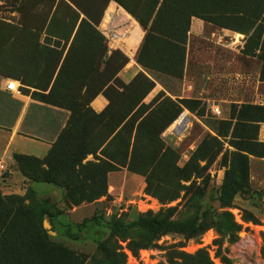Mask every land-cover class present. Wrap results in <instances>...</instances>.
<instances>
[{"label": "rangeland", "instance_id": "rangeland-1", "mask_svg": "<svg viewBox=\"0 0 264 264\" xmlns=\"http://www.w3.org/2000/svg\"><path fill=\"white\" fill-rule=\"evenodd\" d=\"M105 3V15L121 7L136 22L107 58L97 22ZM98 97L116 113L140 102L147 176L110 172L105 197L74 206L61 183L17 181L20 168L0 147V197L23 199L28 231L43 229L88 264H264V0H0L1 134L36 139L35 124L54 123L59 138L71 109H92ZM197 151L212 161L189 163ZM238 154L248 158V186L225 206L221 187ZM169 210L205 232H171L140 249L146 230L132 223ZM116 222L125 231L112 235Z\"/></svg>", "mask_w": 264, "mask_h": 264}, {"label": "trees", "instance_id": "trees-1", "mask_svg": "<svg viewBox=\"0 0 264 264\" xmlns=\"http://www.w3.org/2000/svg\"><path fill=\"white\" fill-rule=\"evenodd\" d=\"M106 6L107 3L100 10L97 20L99 26L105 16ZM124 11L131 16L127 10ZM117 51L118 49H109L107 40L106 47L99 49L101 57L105 58ZM111 102L110 98V105L98 114L88 107L89 104H84L82 109H71L72 118L67 129L43 159L14 154L13 159L23 176L31 182H44L55 186L63 184L74 206L93 203L105 197L108 193L110 172L127 168L130 172L147 176L148 170L142 165L146 151V144H143V141L149 132L146 126L147 117H138L135 111L140 102L133 103V107L132 105L124 107L119 113L115 112ZM250 108L248 105L242 107L246 111ZM77 121L82 124L78 125ZM198 154L199 151L195 152L189 163L201 159L207 163L212 161V158L200 157ZM90 155L93 159L87 160ZM236 158L238 170L227 171L221 187L220 198L225 206H230L234 197L248 186V158L243 154L236 155ZM204 168L205 166L199 167L195 172L201 174ZM182 172L185 174L186 170L182 169ZM184 178L187 181V177ZM147 184L145 192L159 198L154 193H149L151 192L149 181ZM179 186L180 191L189 188L182 184ZM177 198L179 193L171 195L167 201ZM21 201L23 199L17 196L0 197V264H88L86 255L78 254L53 242L43 229L40 233H36L30 228V233L28 217L20 213L23 209ZM62 213L63 211H60L58 214ZM171 214L172 211L169 210L163 217L161 214L145 215L132 223L133 226L146 230L147 241L142 245L143 247H139L140 249L153 246L162 236L171 232L183 233L195 238L206 230L203 223H199L196 219L177 222L171 220ZM17 226L21 227L20 232L16 231ZM124 231L125 226L116 222L111 234L117 235ZM129 245H133L132 241Z\"/></svg>", "mask_w": 264, "mask_h": 264}, {"label": "crops", "instance_id": "crops-1", "mask_svg": "<svg viewBox=\"0 0 264 264\" xmlns=\"http://www.w3.org/2000/svg\"><path fill=\"white\" fill-rule=\"evenodd\" d=\"M118 10H120L121 13L126 14L124 11H122L121 8L120 9L118 8ZM125 16H127V18L130 17L127 14ZM127 24L128 26L130 25L132 28L134 25H136V22L132 18L130 21H128ZM130 32H131V29L128 32V34L124 37V39L127 38ZM118 48H119V44H118ZM106 105H107V102L102 97H98L91 103L92 109L98 113L101 112L106 107ZM54 126H55L54 123L52 124V126L50 125V123H46L45 125H39V126L38 124H35V127L43 129V130L36 129L38 131L37 133L35 129L31 130L32 136L35 137L36 139L27 138L26 136H22L20 135V131H18L16 134L12 133L10 135L9 134L5 135L4 133L3 134L0 133V147L4 148L2 150L4 155L8 157V159H10V161L12 162L14 161L13 159L14 153L30 155V156L37 157L39 159H43L44 157L47 156L53 144L56 142L58 138V132L57 131L53 132ZM92 159L93 157L91 155L88 156L87 158V160H92ZM14 172L16 173L15 179L17 181H21L22 178H23V181L26 180V178H24V176L19 171L14 170ZM113 176H114V173H111L110 178ZM4 189L7 191L5 193L7 195L12 193L11 189L10 188L8 189L7 186H5Z\"/></svg>", "mask_w": 264, "mask_h": 264}, {"label": "built area", "instance_id": "built-area-1", "mask_svg": "<svg viewBox=\"0 0 264 264\" xmlns=\"http://www.w3.org/2000/svg\"><path fill=\"white\" fill-rule=\"evenodd\" d=\"M126 14L121 13L117 7L108 9L100 24V31L106 38L110 50L118 49V44L124 39L131 29V26H128L127 23L132 18L129 14L127 15L130 17L127 18V16H125ZM7 90H17V82L8 83Z\"/></svg>", "mask_w": 264, "mask_h": 264}, {"label": "bare ground", "instance_id": "bare-ground-1", "mask_svg": "<svg viewBox=\"0 0 264 264\" xmlns=\"http://www.w3.org/2000/svg\"><path fill=\"white\" fill-rule=\"evenodd\" d=\"M185 123H186V119H185V116H183V117L177 122V127H178V129L183 128V126L185 125Z\"/></svg>", "mask_w": 264, "mask_h": 264}, {"label": "water", "instance_id": "water-1", "mask_svg": "<svg viewBox=\"0 0 264 264\" xmlns=\"http://www.w3.org/2000/svg\"><path fill=\"white\" fill-rule=\"evenodd\" d=\"M44 226H45V224H44ZM46 227V226H45ZM48 227H49V224H48ZM48 227H46V228H48Z\"/></svg>", "mask_w": 264, "mask_h": 264}]
</instances>
